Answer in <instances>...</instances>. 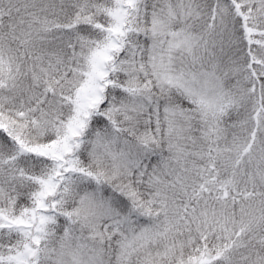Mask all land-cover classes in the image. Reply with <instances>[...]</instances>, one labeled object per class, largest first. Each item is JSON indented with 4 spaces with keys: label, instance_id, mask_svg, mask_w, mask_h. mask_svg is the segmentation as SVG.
<instances>
[{
    "label": "snow or ice",
    "instance_id": "snow-or-ice-1",
    "mask_svg": "<svg viewBox=\"0 0 264 264\" xmlns=\"http://www.w3.org/2000/svg\"><path fill=\"white\" fill-rule=\"evenodd\" d=\"M0 264H264V0H0Z\"/></svg>",
    "mask_w": 264,
    "mask_h": 264
}]
</instances>
